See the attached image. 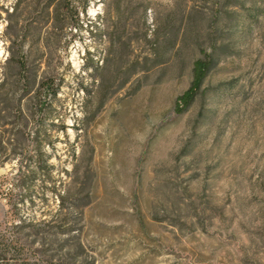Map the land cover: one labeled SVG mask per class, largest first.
Instances as JSON below:
<instances>
[{
	"label": "rangeland",
	"instance_id": "rangeland-1",
	"mask_svg": "<svg viewBox=\"0 0 264 264\" xmlns=\"http://www.w3.org/2000/svg\"><path fill=\"white\" fill-rule=\"evenodd\" d=\"M0 264H264V0H0Z\"/></svg>",
	"mask_w": 264,
	"mask_h": 264
},
{
	"label": "trees",
	"instance_id": "trees-1",
	"mask_svg": "<svg viewBox=\"0 0 264 264\" xmlns=\"http://www.w3.org/2000/svg\"><path fill=\"white\" fill-rule=\"evenodd\" d=\"M213 67L214 60L208 55L195 61L191 85L176 101L175 112L178 115H183L193 106Z\"/></svg>",
	"mask_w": 264,
	"mask_h": 264
}]
</instances>
